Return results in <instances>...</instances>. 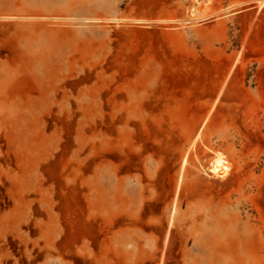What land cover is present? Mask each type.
<instances>
[{"label":"rangeland","instance_id":"rangeland-1","mask_svg":"<svg viewBox=\"0 0 264 264\" xmlns=\"http://www.w3.org/2000/svg\"><path fill=\"white\" fill-rule=\"evenodd\" d=\"M140 1L0 0V198L34 197L39 169L64 144L42 122L66 111L81 122L63 182L86 185L97 231L98 217L131 232L149 228H117L114 217L151 216L179 235L182 264H264V0ZM181 63L218 71L198 93L166 86ZM100 120L116 121L117 132L99 130ZM217 154L230 164L223 179L210 171ZM10 208L1 239L29 209ZM150 243L137 234L105 252L141 262Z\"/></svg>","mask_w":264,"mask_h":264},{"label":"flooded vegetation","instance_id":"flooded-vegetation-1","mask_svg":"<svg viewBox=\"0 0 264 264\" xmlns=\"http://www.w3.org/2000/svg\"><path fill=\"white\" fill-rule=\"evenodd\" d=\"M65 90L71 91V88L67 87ZM74 110L77 111L76 109ZM80 122V118L72 119L71 115L66 111L60 114L58 111H54L49 118L43 120L42 124L46 126L50 133L53 131L61 133L60 141L64 144L59 147L58 151L61 152L59 156L52 155L49 161H47V166H41V170L39 169V173L44 176L45 182L39 185V188L36 190L37 192L34 193V197L16 201L10 198H0V217L9 211L10 207L15 203L26 208L29 207V209H23L24 214L18 217L20 222L16 233L8 234L5 239L0 238V264H182L180 262L182 256H180L181 243L179 235L175 232V236H173L172 233L169 234L168 230L163 231L162 222L159 220L157 223H153L151 216L140 215L139 217H135L123 215L115 216L113 220V222L118 223L117 228L127 227L119 225L121 222L132 223L142 221L144 226L149 228L148 230L143 229L142 231L131 232L114 230L109 228L98 217L97 225L101 227V231H97L93 234V237L92 235L91 237L90 235L87 236L88 234H85L87 232L84 230H80L81 232L79 231V234L77 232L76 235L74 234L75 236L72 234V221L77 217L75 215L77 214L76 212L84 217L88 214L86 185L79 182L76 186L72 187L71 184L63 182L65 177L62 176L63 170L69 169L71 171L72 169L69 166L71 154L67 155V152L69 151L71 141H74L75 138V135L71 134L72 127L74 126L73 130H75ZM84 123L86 124L87 122ZM94 124L102 132H117L118 124L116 121L100 120ZM112 154L114 158L118 156V153L113 152ZM86 156L87 153L80 158L84 159ZM62 158H65L67 162L66 167L56 168L55 164ZM80 164V173H87L89 169L87 161H81ZM46 169L56 171L58 176L52 177L49 172H46ZM148 186L150 189H154L156 183H149ZM74 189L78 191L79 199L81 200L78 199L77 201H79L78 203L82 207H78L76 200L70 199ZM42 191H46L49 194V198H42ZM4 193L6 194V192ZM65 195H68V198ZM67 200L71 202L67 203ZM72 202L73 205H76L74 209L73 205L69 206ZM159 202L157 201L156 203ZM71 210L75 214H72ZM26 211L28 212L25 213ZM144 226L140 228H144ZM129 234L135 235V237L138 234L139 238L151 240L149 248H151L153 253L148 258L146 256V260L135 262L132 252H122L121 255H123L124 260L113 255L112 252L106 254V248H113L114 245H118L119 243L120 245L125 244L127 246H131L133 242L135 243V237L132 236L130 239ZM119 235H126L122 238L121 242L118 238ZM66 242H70V245L67 244L68 247L65 244ZM155 251L157 254H154ZM101 259H106L108 262L101 263L98 261ZM129 260L131 262H128Z\"/></svg>","mask_w":264,"mask_h":264},{"label":"bare ground","instance_id":"bare-ground-1","mask_svg":"<svg viewBox=\"0 0 264 264\" xmlns=\"http://www.w3.org/2000/svg\"><path fill=\"white\" fill-rule=\"evenodd\" d=\"M159 0H141L140 2L142 3L141 5L142 6H144V5H150V4H152V3H154V2H158ZM192 14H195V10H192ZM151 33H153V34H155L154 32H152L151 31ZM160 34V33H159ZM141 35V34H140ZM154 36H156V35H154ZM157 37V36H156ZM162 37V36H161ZM140 39V38H139ZM148 39V38H147ZM145 42H146V39L144 40ZM142 44H143V42H142ZM145 44V43H144ZM143 49V48H142ZM138 51H140V49H138ZM137 51V52H138ZM123 52V51H122ZM139 53V52H138ZM157 58V57H156ZM128 59H129V61H132V59H133V54H129L128 55ZM178 62V61H177ZM176 61L174 62V60H173V63H171V65H169L167 68H169V69H172V68H170L171 66H173V65H175V64H178ZM132 63V62H131ZM131 63L130 64H128V66L127 67H125V69H126V71H129L130 70V67H131ZM121 65H123V64H121ZM113 66V65H112ZM179 66H180V68H179V71H173V72H171V78H169V81L168 80H166V86L168 85H173V86H183V85H189V84H191V92H196L197 91V93H198V90H201V89H203V90H205V89H207V87L209 86L208 84L211 82L210 81V74L212 73V72H217L218 71V66H215V65H203V64H199V65H197V66H193V65H186L185 63H181V64H179ZM114 67V66H113ZM122 66H120V68H121ZM174 67V66H173ZM123 69H124V67H122ZM120 71V70H119ZM126 71H124V72H126ZM193 87V88H192ZM199 94H202V93H199ZM146 123V122H145ZM144 129H145V131H147L148 133L150 132L149 131V128H148V126H147V124L146 125H144ZM152 130V129H151ZM155 131V130H154ZM146 132V133H147ZM157 132V134H158V132L159 131H156ZM143 133H145V132H143ZM145 133V134H146ZM151 134V133H150ZM140 135V134H139ZM148 135V134H147ZM133 137V136H132ZM134 138V137H133ZM142 138V137H141ZM165 149V148H164ZM141 150V149H140ZM132 152V151H131ZM158 152V151H157ZM103 153V152H102ZM109 155V154H108ZM123 155H125V153H123ZM122 155V156H123ZM111 156V155H110ZM104 157V156H103ZM125 157H126V155H125ZM132 160V159H131ZM57 161V160H56ZM128 161H130V160H128ZM127 161V162H128ZM57 163V162H56ZM64 164L66 165V161H64ZM53 165V164H52ZM127 165V164H126ZM128 165H129V163H128ZM184 165H185V163H184ZM55 166H57V165H55ZM123 166V165H122ZM54 167V166H53ZM130 167V166H129ZM164 167H165V165H164ZM163 167V168H164ZM127 170V169H126ZM49 170H47V172H48ZM210 171L213 173V175H215V176H218L219 178H221V179H223L224 177H226L229 173H230V164H229V161L222 155V154H217L214 158H213V161H212V163H211V168H210ZM166 174H167V172H166ZM165 177V176H164ZM162 187H164V185L162 184L161 185ZM213 186V185H212ZM212 188V187H211ZM65 196H67L66 198H68V195H65ZM17 198L20 200V199H23L24 198V196L22 195V194H20V193H18L17 192ZM80 197H79V195L77 194V193H72L71 194V196H70V199H72V200H78ZM66 200V199H65ZM79 200H81V199H79ZM64 202H66V201H64ZM71 202V201H70ZM70 202H68V200H67V203H70ZM79 201H77L76 203H78ZM81 203H82V201H81ZM64 204V203H63ZM73 205V202H72V204L70 205L69 204V206H72ZM95 204H89V207H90V209L91 208H93V207H95L94 206ZM62 206H64V205H62ZM66 206V205H65ZM74 206H76V205H73V209H74ZM80 205H79V203H78V207H79ZM80 207H82V206H80ZM64 208V207H63ZM71 209H72V207H71ZM76 210V209H75ZM81 210H82V208H81ZM64 211H66L65 209H64ZM72 211V210H71ZM70 212V211H69ZM73 212V211H72ZM77 214H75V212H73L72 214H75V215H77V217H76V219H72L73 221H72V234L74 235H76V233L77 234H79V231L80 230H84L85 232H87V233H85V234H88L87 236H89L90 235V237H91V235H92V237H93V234H95L96 232H97V229H96V227H95V224H96V218H95V216H90V215H87V216H82L81 214H78V212H76ZM70 214V213H69ZM71 215V214H70ZM75 217V216H74ZM11 219V218H10ZM109 219V218H108ZM70 220V219H69ZM68 220V221H69ZM12 221V220H11ZM111 221V220H110ZM70 222V221H69ZM99 227V226H98ZM70 228V227H69ZM99 230L101 231V228L99 227ZM99 231V232H100ZM71 232V231H70ZM81 232V231H80ZM68 234V233H67ZM66 234V235H67ZM74 235V236H75ZM81 235V234H80ZM68 237H69V235H67ZM72 236V235H71ZM73 237V236H72ZM71 237V238H72ZM81 237V236H80ZM67 238V237H66ZM74 238V237H73ZM72 238V239H73ZM77 238V237H76ZM70 239V238H69ZM71 239V240H72ZM78 239V238H77ZM75 240V239H74ZM73 240V241H74ZM66 241H68L67 239H66ZM72 241V242H73ZM77 241V240H76ZM70 242H66L65 244H66V246H67V244L68 245H70L69 244ZM74 243V242H73ZM73 246V245H72ZM68 247V246H67ZM70 247V246H69Z\"/></svg>","mask_w":264,"mask_h":264}]
</instances>
